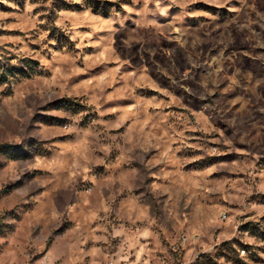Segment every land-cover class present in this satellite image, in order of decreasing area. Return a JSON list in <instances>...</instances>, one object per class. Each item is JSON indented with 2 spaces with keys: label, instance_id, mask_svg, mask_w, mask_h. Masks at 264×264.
Instances as JSON below:
<instances>
[{
  "label": "rangeland",
  "instance_id": "rangeland-1",
  "mask_svg": "<svg viewBox=\"0 0 264 264\" xmlns=\"http://www.w3.org/2000/svg\"><path fill=\"white\" fill-rule=\"evenodd\" d=\"M0 264H264V0H0Z\"/></svg>",
  "mask_w": 264,
  "mask_h": 264
},
{
  "label": "trees",
  "instance_id": "trees-1",
  "mask_svg": "<svg viewBox=\"0 0 264 264\" xmlns=\"http://www.w3.org/2000/svg\"><path fill=\"white\" fill-rule=\"evenodd\" d=\"M15 71H18V72L20 71L22 73H25L23 68H16L13 65L3 67L0 70V81H6L7 75H13Z\"/></svg>",
  "mask_w": 264,
  "mask_h": 264
}]
</instances>
